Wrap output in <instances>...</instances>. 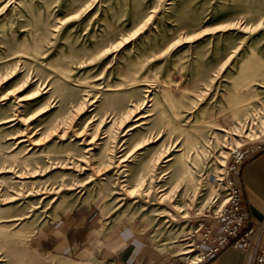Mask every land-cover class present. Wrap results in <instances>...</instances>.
I'll use <instances>...</instances> for the list:
<instances>
[{"label":"rangeland","instance_id":"rangeland-1","mask_svg":"<svg viewBox=\"0 0 264 264\" xmlns=\"http://www.w3.org/2000/svg\"><path fill=\"white\" fill-rule=\"evenodd\" d=\"M256 145L264 0H0V264H104L43 244L81 208L116 247L195 264L232 149Z\"/></svg>","mask_w":264,"mask_h":264},{"label":"crops","instance_id":"crops-1","mask_svg":"<svg viewBox=\"0 0 264 264\" xmlns=\"http://www.w3.org/2000/svg\"><path fill=\"white\" fill-rule=\"evenodd\" d=\"M233 176L243 192L244 206L255 224L263 228L261 245L264 248V145L260 151L250 154L247 163ZM98 223L96 211L91 208L77 209L57 223L47 226L43 244L50 249H62L63 253L68 251L80 259L96 254L102 257L104 264H179L174 255L162 252L156 244L150 243L143 236L129 238L123 245L116 247L120 233L114 235L107 232L99 236L96 233ZM114 237L118 238L113 243ZM113 248L117 250L114 251ZM253 254V251L245 254L228 248L203 264H251ZM200 259L193 263H198Z\"/></svg>","mask_w":264,"mask_h":264},{"label":"built area","instance_id":"built-area-1","mask_svg":"<svg viewBox=\"0 0 264 264\" xmlns=\"http://www.w3.org/2000/svg\"><path fill=\"white\" fill-rule=\"evenodd\" d=\"M262 145L236 147L232 149L233 163L228 168L227 178L220 181V188L225 195L223 205L212 215L207 225L202 223L201 242L195 239L191 243L193 250L201 249V259L196 264H203L225 249L233 248L249 254L254 252L251 264H264V248L261 245L263 228L256 225L243 204V192L233 176L250 154L260 151ZM190 259V257H187Z\"/></svg>","mask_w":264,"mask_h":264},{"label":"bare ground","instance_id":"bare-ground-1","mask_svg":"<svg viewBox=\"0 0 264 264\" xmlns=\"http://www.w3.org/2000/svg\"><path fill=\"white\" fill-rule=\"evenodd\" d=\"M10 121H12V120H10ZM250 134V133H249ZM249 134H247V136H245V138H243V140L244 139H246V138H248V136H249ZM23 141V140H22ZM168 161V160H167ZM58 190L59 189H62V188H57ZM53 191H56V187H51V188H42V189H40V190H38V192H40L41 193V195L43 194V196H46V197H48V195L49 194H51ZM18 235H19V237H20V239H22L23 240V238H25L26 237V235H24V234H19L18 233ZM25 241H27L26 239H24ZM186 240V239H185ZM27 244H28V242H27ZM186 247H189V248H193V245L192 244H188V245H186ZM30 248V247H29ZM28 248V246H25L24 247V250H28L29 249ZM20 249H23V248H20ZM194 250L193 249H188L187 251H186V253L187 254H190V253H192Z\"/></svg>","mask_w":264,"mask_h":264}]
</instances>
